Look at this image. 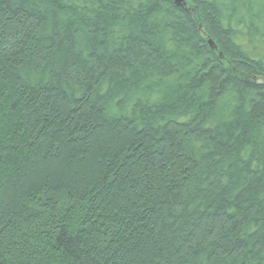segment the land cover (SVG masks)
Wrapping results in <instances>:
<instances>
[{
    "label": "trees",
    "instance_id": "1",
    "mask_svg": "<svg viewBox=\"0 0 264 264\" xmlns=\"http://www.w3.org/2000/svg\"><path fill=\"white\" fill-rule=\"evenodd\" d=\"M0 264H264V0H0Z\"/></svg>",
    "mask_w": 264,
    "mask_h": 264
}]
</instances>
